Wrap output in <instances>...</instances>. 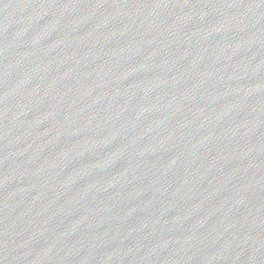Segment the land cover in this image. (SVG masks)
I'll return each instance as SVG.
<instances>
[{
	"label": "water",
	"instance_id": "obj_1",
	"mask_svg": "<svg viewBox=\"0 0 264 264\" xmlns=\"http://www.w3.org/2000/svg\"><path fill=\"white\" fill-rule=\"evenodd\" d=\"M0 264H264V0H0Z\"/></svg>",
	"mask_w": 264,
	"mask_h": 264
}]
</instances>
